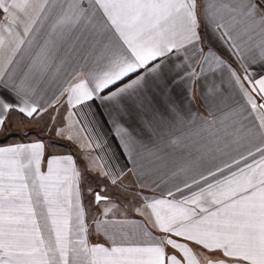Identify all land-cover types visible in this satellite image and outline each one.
Masks as SVG:
<instances>
[{"label": "snow or ice", "instance_id": "1", "mask_svg": "<svg viewBox=\"0 0 264 264\" xmlns=\"http://www.w3.org/2000/svg\"><path fill=\"white\" fill-rule=\"evenodd\" d=\"M202 27L235 67L205 50ZM254 64L264 65V0H0V131L13 111L46 112L37 97L57 83L72 108L100 102L138 195L172 184L163 198L142 196L139 222L110 219L107 186L87 187L93 205L113 204L89 220L86 174L117 185L126 173L95 161L82 172L71 155L48 157L42 171L43 141L0 146V264H264V77L250 78ZM197 81L206 114L191 110ZM72 115L57 137L78 139Z\"/></svg>", "mask_w": 264, "mask_h": 264}, {"label": "crops", "instance_id": "2", "mask_svg": "<svg viewBox=\"0 0 264 264\" xmlns=\"http://www.w3.org/2000/svg\"><path fill=\"white\" fill-rule=\"evenodd\" d=\"M201 34L205 38L204 48L207 50L211 47L213 50L219 52L221 55L225 56L228 59L229 63H233L230 57L227 56V53L224 52L223 48L220 46L219 42L211 35V33L202 27ZM233 67L235 64L233 63ZM251 79H260L264 77V65L254 64L251 65L249 69ZM226 77V73H225ZM63 82L61 78L60 83ZM228 87V91L231 93L233 99L241 104H244L242 97L239 95L238 89ZM195 95L197 99L193 105H191V110L193 112H199L201 114H206L203 105L200 102L199 94L203 90L201 87V81H197ZM59 84L53 83L50 87H47L37 97L38 103L42 106L48 107L46 112H41L39 115H35L33 118H27L20 114L19 112L13 111L8 114L6 121V128L4 131H0V135L5 133L9 129L19 130L23 126H29L31 129H39L42 127L43 138H36L31 140H26L22 142H9L2 144L0 146H6L14 143H30L34 141H43L45 144L44 150V163H42L41 170L46 171V161L50 156H73L76 166L83 172L84 166L90 164L92 161H95L102 170L109 171L111 173H120L124 172L125 175H121L117 182L118 184H125V188H129L132 192L131 203H128L129 209H121L117 207L113 208V212L109 214L110 219H125L129 221L139 222L144 219L136 211L137 207H142L141 199L142 196H155L158 198H163L164 193L168 188L172 187L171 183L162 185L156 191H151L150 189L143 190L141 195L140 193L139 178L132 172H128V169L133 167L131 160L125 158L117 148V141L112 135V131L109 125L106 123L105 116L103 115V110L100 107V102L93 100L89 101L84 105H79L75 108H72L66 100L65 96L59 95ZM184 94L186 95V88L184 89ZM51 104L52 106H48ZM72 115V120H79L80 125H76L73 128V131L78 135V139L69 141L66 137H57L55 129L64 127L67 121L66 117ZM55 116V125H53L52 117ZM83 127V131H81ZM15 131V130H14ZM46 137H45V136ZM93 143L92 147L83 148L82 144H88L89 142ZM106 141V142H105ZM98 143V146L96 144ZM179 152H175L174 156H179ZM107 165V167H104ZM87 175V181H81V191L83 194V202L86 208V211L91 215L88 217L90 220L91 217L98 215L96 212V206L92 204L93 195L87 191V187L91 189L98 190V187L95 181L98 178H102V182L106 184L107 188L112 187L110 178H103L98 176L96 172H89ZM146 182L151 184V181L148 178H145ZM101 182V181H100ZM179 182V181H176ZM113 202L116 200L112 197ZM132 206V207H130ZM113 207V206H111ZM147 211V210H146ZM166 211V209H162ZM155 234L159 235L158 230H153ZM89 239L92 243H107L105 237L101 235H96L90 231ZM201 259L203 260L202 250L199 248L196 249Z\"/></svg>", "mask_w": 264, "mask_h": 264}, {"label": "rangeland", "instance_id": "3", "mask_svg": "<svg viewBox=\"0 0 264 264\" xmlns=\"http://www.w3.org/2000/svg\"><path fill=\"white\" fill-rule=\"evenodd\" d=\"M14 130L13 129H9L5 133L1 134L0 135V143L1 144H3V143L6 144V143H9V142H22V141L36 139V138L37 139L38 138H43L42 127L39 128V129H31V127L25 125V126L21 127L19 130H16V129H14ZM102 180H103L102 178H98L95 181V183H96V185L98 187V190L100 189L101 186H106V184H104L102 182ZM124 186H126V185L125 184L113 185L112 187L107 188L106 192H101V194L102 195H104V194L111 195L113 198L116 199L114 202L116 203V205L119 208L127 210V209H129L127 204L132 202V200H129V199H131L133 197L132 196V192L133 191H130L128 187L125 188ZM117 192H122L123 195H117ZM111 206H113L112 203H104V202H102L99 206H96V212H98L99 209L109 208ZM130 207H132V206H130Z\"/></svg>", "mask_w": 264, "mask_h": 264}, {"label": "trees", "instance_id": "4", "mask_svg": "<svg viewBox=\"0 0 264 264\" xmlns=\"http://www.w3.org/2000/svg\"><path fill=\"white\" fill-rule=\"evenodd\" d=\"M3 144H5V143H3ZM0 145H2V144L0 143Z\"/></svg>", "mask_w": 264, "mask_h": 264}]
</instances>
